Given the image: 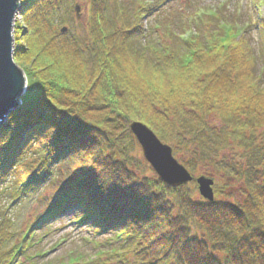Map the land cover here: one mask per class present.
<instances>
[{
  "label": "trees",
  "instance_id": "obj_1",
  "mask_svg": "<svg viewBox=\"0 0 264 264\" xmlns=\"http://www.w3.org/2000/svg\"><path fill=\"white\" fill-rule=\"evenodd\" d=\"M21 1L14 60L28 90L0 127V264H36L38 232L51 234L47 224L74 211L112 236L107 257L118 264H190L191 248L202 264H264V73L252 30L239 39L236 27L226 30L238 22L237 9L207 7L199 37L185 44L171 37L164 49L155 30L164 26L162 17L168 20L166 10L155 17L161 2L129 12L126 0H91L82 37L60 34L73 18L71 0ZM182 4L186 10L171 18L176 29L198 14L200 0ZM133 122L175 143L174 153L183 145L191 154L184 166L194 174L214 167L216 175L242 183L243 202L207 204L189 186L141 180L132 170ZM62 170L69 182L53 195L50 210L10 246L12 208L56 183Z\"/></svg>",
  "mask_w": 264,
  "mask_h": 264
},
{
  "label": "rangeland",
  "instance_id": "obj_2",
  "mask_svg": "<svg viewBox=\"0 0 264 264\" xmlns=\"http://www.w3.org/2000/svg\"><path fill=\"white\" fill-rule=\"evenodd\" d=\"M91 0H71V6H72V12L75 8L76 4H80V14L82 16V19L80 21H77L74 13L73 18H69V24H66L64 27H68L69 32L71 34H77L79 36L85 37L88 34V15H89V3ZM139 1L140 0H126V3L130 5L129 12H134V9L139 8ZM145 2H151L152 0H144ZM217 2L220 3H226V2H232L235 0H200V4L198 6L204 7L209 6L211 4H215ZM240 3V10L241 12H249L250 8L248 7L251 4V8L253 12L255 13V18L257 21V27L253 29L252 31V42L254 44V47L256 48V54L259 58L258 63V71L259 74L261 72H264V25H263V18H264V0H238ZM235 5V2H233ZM249 4V5H248ZM175 9L177 11H174L173 8L167 9V16L168 18L173 17V13H177L178 11H182V9H186L187 7L181 3V1H178ZM173 6V5H172ZM232 3L228 5V7H232ZM254 7H257L254 9ZM255 10V11H254ZM20 11V10H19ZM19 11L16 12V17H19L18 14ZM173 11V12H170ZM150 21V20H149ZM149 21L146 24L147 29L150 27ZM155 22V20H154ZM153 22V23H154ZM254 22V21H253ZM17 23L22 24V18L20 16V20H16L15 22V28L17 26ZM151 27L153 28V24H151ZM150 30V28H149ZM61 34V33H60ZM158 34H160L162 37L164 36V33L162 31H159ZM158 36V35H157ZM14 45H13V53L15 55V40H16V34L14 31ZM13 55V60H14ZM15 62V60H14ZM16 64V62H15ZM17 65V64H16ZM19 67V66H18ZM24 72V71H23ZM257 72V71H256ZM211 123H214V121H211ZM216 123V122H215ZM174 150L176 149L175 143L170 144ZM178 148V147H177ZM181 151H177L178 153H175L176 159L184 164V160H188L191 156V154L186 151L181 145ZM233 152H229V155H232ZM232 156H235L234 154ZM132 164L134 165L132 170L138 174L140 179L147 178L150 181H154L157 176L155 173L151 170L149 165L145 162L143 158V154L141 149L137 144H134V148L132 151ZM239 158V157H238ZM131 164V165H132ZM215 168L211 167V169L207 172H201L196 173L198 175H206L211 176L215 178L216 182L219 183V187L217 188L219 193V200L232 204V205H239L244 200V186L242 183L236 182L234 180H229L227 177H220L216 175ZM62 174H59L58 177H56V183L55 184H48L46 187L38 188L31 192V194L24 199V201L18 206H14L11 210L12 218H14L15 227H14V233L15 237L12 240V243L10 246H13L17 244L22 236L24 235V230L27 229V223L29 221H32L33 219L41 216L45 213V211L49 208V202L52 200V197L54 195V189H56V184L60 183L62 180H66L68 177V173L66 170H62ZM189 188L192 190V193L194 196H196L198 199H200L199 193L197 191V188L195 185H190ZM73 213V212H72ZM70 216H73L70 215ZM72 219L70 217L60 220V221H54L51 222L50 225H48L49 230L51 231L49 235L41 234V245L40 250H51L56 242L60 240L61 238L67 237L68 241L65 242L61 249L57 251L56 253H52L51 255L42 258L38 257L36 259L37 264H58L59 261H67V256L69 254H82L84 258L89 261V264H97L96 262H92L97 258L98 253L101 251H106V246H104V243L106 240L110 239L109 236H102L98 237L97 234H95L94 230L91 229L88 226H83L80 228V230L74 231L73 228L70 227V221ZM42 233V231H41ZM60 242V241H59ZM103 247L100 249V247ZM57 248H54L53 250H56ZM100 260L105 264H116L115 262H111L110 258L106 256L100 257ZM27 264V263H26Z\"/></svg>",
  "mask_w": 264,
  "mask_h": 264
},
{
  "label": "water",
  "instance_id": "obj_3",
  "mask_svg": "<svg viewBox=\"0 0 264 264\" xmlns=\"http://www.w3.org/2000/svg\"><path fill=\"white\" fill-rule=\"evenodd\" d=\"M19 3L20 0H0V127L6 126L8 118L17 113L28 88L25 73L13 60V27ZM75 10L77 19L80 20V7L76 6ZM62 32H67V29ZM130 131L142 147L145 160L164 183L179 188L196 182L201 196L211 203L215 202L213 179L206 176L194 177L174 159L173 149L162 144L145 125L133 123ZM161 160L167 161V166H161Z\"/></svg>",
  "mask_w": 264,
  "mask_h": 264
},
{
  "label": "snow or ice",
  "instance_id": "obj_4",
  "mask_svg": "<svg viewBox=\"0 0 264 264\" xmlns=\"http://www.w3.org/2000/svg\"><path fill=\"white\" fill-rule=\"evenodd\" d=\"M167 161L161 160V166H167ZM190 256V264H202L201 253L196 248H191L188 250Z\"/></svg>",
  "mask_w": 264,
  "mask_h": 264
},
{
  "label": "bare ground",
  "instance_id": "obj_5",
  "mask_svg": "<svg viewBox=\"0 0 264 264\" xmlns=\"http://www.w3.org/2000/svg\"><path fill=\"white\" fill-rule=\"evenodd\" d=\"M21 2H22V1L20 0V3H19V4H21ZM18 11H19V10H18ZM18 14H20V12H19ZM16 18H17L18 20H20V16H19V17H16ZM17 19H16V20H17ZM16 20H15V22H16ZM15 25H16V24L14 23V26H15ZM14 31H15V27H13V35H14Z\"/></svg>",
  "mask_w": 264,
  "mask_h": 264
}]
</instances>
